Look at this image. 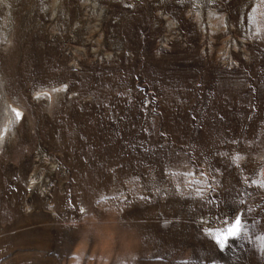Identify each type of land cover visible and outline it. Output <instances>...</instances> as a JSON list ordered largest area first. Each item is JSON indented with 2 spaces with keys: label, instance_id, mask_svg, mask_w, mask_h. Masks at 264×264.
<instances>
[{
  "label": "rangeland",
  "instance_id": "1",
  "mask_svg": "<svg viewBox=\"0 0 264 264\" xmlns=\"http://www.w3.org/2000/svg\"><path fill=\"white\" fill-rule=\"evenodd\" d=\"M4 122L0 264H264V0H0Z\"/></svg>",
  "mask_w": 264,
  "mask_h": 264
},
{
  "label": "snow or ice",
  "instance_id": "2",
  "mask_svg": "<svg viewBox=\"0 0 264 264\" xmlns=\"http://www.w3.org/2000/svg\"><path fill=\"white\" fill-rule=\"evenodd\" d=\"M54 91H56V90L54 89ZM41 95H47V93H42ZM16 117L17 118L20 117L19 112H16ZM197 195H202V191L198 190ZM209 202H211V201H209ZM242 231L247 233V228L241 225V218L239 215H237L234 218V221H232L230 223L229 227H227V229H225L223 232H217L215 234V236H214L215 242L217 243L219 248L221 250H223L227 245L228 239L230 237L234 238V237L240 236ZM261 247H262V250H264V244H262Z\"/></svg>",
  "mask_w": 264,
  "mask_h": 264
},
{
  "label": "bare ground",
  "instance_id": "3",
  "mask_svg": "<svg viewBox=\"0 0 264 264\" xmlns=\"http://www.w3.org/2000/svg\"><path fill=\"white\" fill-rule=\"evenodd\" d=\"M8 105H9V107H7L8 114H7V117H6L7 120L5 119L6 121H8L9 119H10V123H13L14 121H16L17 120L16 112L20 113V116H22V119L24 118V110L21 107L17 106L16 104H13V103H11L9 101H8ZM7 123L8 122H4L3 126H2V130H0V142L3 139V135L2 134H4L5 136L7 134H9L8 133L9 129H7L9 124L7 125ZM5 136H4V140H5Z\"/></svg>",
  "mask_w": 264,
  "mask_h": 264
}]
</instances>
